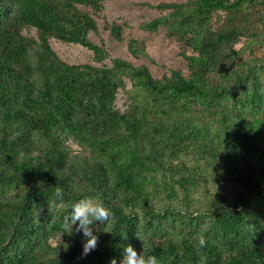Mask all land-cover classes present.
<instances>
[{
  "label": "trees",
  "instance_id": "1",
  "mask_svg": "<svg viewBox=\"0 0 264 264\" xmlns=\"http://www.w3.org/2000/svg\"><path fill=\"white\" fill-rule=\"evenodd\" d=\"M259 3L264 0L154 5L166 13L141 27L166 25L168 35L193 52H181L187 76L171 70L154 78L147 67L121 58L112 68L70 64L52 49L50 38L91 49L97 63L106 58L104 43L91 39L98 28L89 9L98 13V0H0V184L30 179L21 192L0 198V264H103L110 255L109 249L83 255L78 242L65 253L49 251L33 202L57 197V187L61 199L101 198L111 209L118 245L123 235L139 230L135 205L168 223L172 234L154 230L146 248L159 264H198L200 236L207 242L204 264H264V220L249 214L244 194L250 191L264 209V87L257 72L264 57L237 59L232 48L264 20ZM219 11L227 17L216 27L211 18ZM30 28L38 42L23 32ZM121 29L113 23L112 36L119 38ZM126 68L141 102L120 112L113 71ZM247 81L249 90L234 88ZM69 139L89 152L75 166L67 162ZM193 150L198 156L192 172L174 165ZM209 178H225L232 186L213 187ZM161 192L166 204L155 209L151 198ZM172 200L182 207L173 208ZM211 209V228L202 230L200 221ZM194 212L195 230L186 233L176 219Z\"/></svg>",
  "mask_w": 264,
  "mask_h": 264
},
{
  "label": "rangeland",
  "instance_id": "2",
  "mask_svg": "<svg viewBox=\"0 0 264 264\" xmlns=\"http://www.w3.org/2000/svg\"><path fill=\"white\" fill-rule=\"evenodd\" d=\"M181 1L182 0H98V13H94L92 9H89V11L94 17L98 28V33L93 34L91 39L96 42L104 43L107 51L106 58L100 63L93 60V51L91 49L80 44L64 43L54 38H50L49 43L58 56L70 64H92L97 67L112 68L113 60L115 58H121L129 62L133 67H147L154 78H161L164 75H168L171 70H179L183 75L187 76L189 74V67L187 61L182 57L181 52L185 51L187 54H192L191 46L182 45L176 41L174 37L169 36L166 25H161L155 31L146 30L141 27L142 23L149 22L166 13V11L153 7L154 5L161 2ZM258 9L264 14V3H259ZM226 17L227 13L225 11L213 13L211 18L212 24L218 27L224 23ZM113 23L122 26L119 38H115L111 34V26ZM259 25L258 27L257 25H253L250 32L239 36L238 39L233 42L232 48L237 59L241 57L247 61H252L264 57V20H261ZM23 32L38 42L35 28L24 29ZM257 72L260 86L263 88L264 68H258ZM113 75L119 82V87L115 93L114 106L120 112L129 109L135 100L141 102L140 97L134 91V74L129 68L114 70ZM245 83V85L242 86L238 84V86L234 88L238 91H242V89L249 90L252 82L247 81ZM229 105L230 103L227 106ZM199 126H201V124ZM222 133L226 134V132ZM65 145L67 148V162L71 166H75L76 162L82 157L89 156V152L86 148L81 147L71 139L66 140ZM197 156L198 154L194 150L192 152L186 151L184 157L174 160L173 163L177 167L184 166L185 170L192 172V167L196 163ZM29 180V178L24 177L15 180L11 184H0V198L9 197L21 192ZM208 182L213 187H222L226 190H229L232 186V182L225 178H218L217 180L209 178ZM241 191L242 190L239 188L237 189V192ZM244 194L250 200L248 208L249 214H256L263 221V203L257 200L250 191H245ZM163 197L164 194L161 192L151 198L150 203L155 209L162 208L166 204ZM74 201L53 197L50 199L37 198V200L33 202L35 219L43 226L44 238L48 242L47 244L52 247H48L51 252H53V248H55L65 253L67 249L76 242L83 248V242L86 237H84L82 231H73L70 233L65 231L62 227L64 217L69 214L71 204ZM194 201L200 206L203 205V203L196 198ZM171 203L173 204V208L182 207L177 201L172 200ZM144 209L145 208L142 206H134V210L139 217H141L139 230L130 236L123 235V243L121 245H118V240L115 239L114 233L111 231V216L106 221L101 223L97 221L95 223L93 231L98 236V242L94 250H98L99 252L105 251L106 249L110 250V255L103 264H110V259L113 257L117 260V264H119L124 247H126L127 244H131L135 247L138 253H147L146 248L150 238H156L154 230L158 229L163 231L164 229H168L172 234L174 230L169 227L168 223H162L160 220H155L150 218V216H146L147 214H144ZM174 211L180 212L176 209H174ZM212 211L213 209L209 210L207 213V215L210 213V217L205 215L203 216L204 219L202 222L200 221L202 230L211 228V220L213 218ZM197 213L198 212H194L192 214L194 220H191L192 217H190V219L188 217H178L176 219V224L182 227V230L186 233H188L189 228L194 231L195 226L191 225L190 221L196 222L195 217L198 216ZM54 223L60 225L59 230L52 228L51 225ZM250 224L254 226L253 219ZM254 229L258 232V228L254 227Z\"/></svg>",
  "mask_w": 264,
  "mask_h": 264
},
{
  "label": "clouds",
  "instance_id": "3",
  "mask_svg": "<svg viewBox=\"0 0 264 264\" xmlns=\"http://www.w3.org/2000/svg\"><path fill=\"white\" fill-rule=\"evenodd\" d=\"M57 197L63 196V189L57 187L55 189ZM111 209L99 197L84 196L71 204V210L64 217L62 227L67 232H81L86 239L83 242L82 254L87 255L97 246L98 236L94 233L95 223L108 220L111 216ZM70 229V231H69ZM206 239L200 236L197 245V254L199 256L198 264H204L205 257L202 249L206 246ZM110 264H117V260L113 257ZM119 264H159L155 254H142L137 252L136 248L131 244L124 247L122 257Z\"/></svg>",
  "mask_w": 264,
  "mask_h": 264
}]
</instances>
